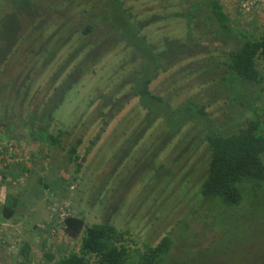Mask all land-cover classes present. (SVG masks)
Masks as SVG:
<instances>
[{"label":"rangeland","instance_id":"obj_1","mask_svg":"<svg viewBox=\"0 0 264 264\" xmlns=\"http://www.w3.org/2000/svg\"><path fill=\"white\" fill-rule=\"evenodd\" d=\"M223 1L234 19L232 36L210 20V0H0V150L2 159L6 150L11 154L7 165L0 163V205L7 193L22 196L16 218L0 219V264H46V253L56 262L78 251L81 236L43 230L57 201L89 226L129 230L131 247L155 246L170 235L167 264H264V187L235 205L204 197L210 150L203 123L173 129L158 113L145 123L147 112L132 94L133 74L146 61L129 42L135 34L134 43L146 38L156 52L173 54L150 86L173 110L207 104L227 134L249 123L253 113L228 105L223 87L229 81L221 87L220 79L237 44L233 35L264 29V0L249 11L241 7L246 0ZM87 25L93 30L85 34ZM97 42L84 60L76 53ZM175 42L190 56L177 54ZM57 46L64 47L52 61ZM70 75L75 82L69 84ZM62 86L66 95L51 128L55 135L65 132L62 146L36 142L15 121L36 105L44 109ZM232 95L238 96L235 88ZM257 104L264 115V100Z\"/></svg>","mask_w":264,"mask_h":264},{"label":"trees","instance_id":"obj_2","mask_svg":"<svg viewBox=\"0 0 264 264\" xmlns=\"http://www.w3.org/2000/svg\"><path fill=\"white\" fill-rule=\"evenodd\" d=\"M204 5L205 3L202 1L201 6ZM199 6L198 3L195 4L196 8ZM209 16L210 20L216 19L222 31L229 36H232V32H235L231 19L225 13L224 7L219 0H210ZM89 30H93L92 25H87L84 28V33L86 34ZM134 31L136 32V30ZM124 32L127 35L130 34L127 30H124L123 34ZM233 36L237 40V44L235 43V48L228 53V68L224 69L220 84L223 87L227 81H229L227 84L230 83V88L227 87V84L223 87L224 90H227L224 99L227 100L228 105H243L245 107L243 111L248 106V110L253 113L254 117L249 119L247 125H239L240 128L231 134L223 133L222 128L224 127L213 121L207 110L209 105L202 104L199 106L194 102H189L183 108L173 110L170 102L165 97L152 93L150 90L152 81L162 71L168 69L163 67L164 57L173 54L167 53L166 50L160 53L156 52V49L146 38H141V42L135 41L134 43L133 41L137 39L135 34L129 41L135 51H142L146 57L141 69L133 74L132 88L133 96L139 98L140 106L147 112L144 119L145 123L148 120L150 121V118L155 113L161 114L167 124L173 126V129H176L175 127L181 128L192 121L194 123H203L206 129L205 138L209 144L210 160L206 177L201 185L202 193L206 198L223 197L229 205L243 202L249 190H258L264 187V115L263 113L261 115L258 113L259 107L257 104L259 101L262 102L264 100V29L258 34L240 32L239 35L236 36L235 34ZM238 38L241 39L238 41ZM165 43L169 44V41L167 40ZM97 45L98 42L91 46L88 45L84 50L80 48L76 53L84 54L82 56V60H84L90 54L91 47L95 48ZM64 46H57L56 50L48 58L52 61L56 60ZM89 46L90 48H88ZM173 46L178 49L177 54H182L184 57L190 56L191 53L184 44L175 42ZM162 48L166 49V47ZM224 58L227 59V56ZM49 59L48 61H50ZM67 66L68 63L64 64L63 69ZM80 69L81 65L77 67L73 75L78 76ZM72 80L75 82L73 76L70 75L69 84ZM63 87L65 86L56 90L55 95L51 97L52 99L45 103L44 109L39 111L40 107L36 105V108L22 119L21 123L16 119L15 126L23 124L29 131L31 138L36 142L51 146H62L61 134L65 132H59L58 135H55L51 128L55 126L54 122H56L54 114L59 109L66 95V92L61 89ZM234 88L237 90L238 96L232 95ZM57 96L58 99H63L57 102ZM119 108L121 109L122 107ZM112 117L113 115H111ZM109 120H105V124H108ZM1 122L2 119L0 117ZM7 125L8 123L5 125L6 128ZM60 125L61 123L59 122ZM8 134L11 138L10 132ZM79 145H81L80 139L77 141L76 146L71 149L72 154H76V148ZM7 153L8 151L6 150L5 159H2L3 151L2 149L0 150V163L8 164ZM23 168L26 170V167ZM43 185L45 187L48 186V189L50 188L47 182H44ZM21 200V193L6 194L3 205H0L1 221H9L16 218ZM245 201H248L247 198ZM57 203L60 204L59 201ZM246 203L244 202L243 205ZM59 204L53 207L52 210L54 212L59 210L57 207H66L68 209L67 205ZM51 218L52 221L50 223L46 222V227H43V230L45 228V231L48 232L47 234L55 236L63 229L71 238L81 236V243L78 251L62 254L56 262L55 255L46 253V264H51L53 261L55 264H167V257L174 246L173 238L170 235H166L155 246L146 243L144 249H141L137 248L136 243H134L133 247H131L129 230L121 231L112 223L89 226L82 215L74 214H71L61 223L56 214L53 213ZM216 227H219V225ZM26 249L28 254L30 251L29 244L26 245ZM23 264H28V262L24 261Z\"/></svg>","mask_w":264,"mask_h":264},{"label":"built area","instance_id":"obj_3","mask_svg":"<svg viewBox=\"0 0 264 264\" xmlns=\"http://www.w3.org/2000/svg\"><path fill=\"white\" fill-rule=\"evenodd\" d=\"M256 2H257L256 0H246V1H243L241 3V7L245 8L247 11H249L250 8L256 4ZM11 151L12 150L10 149V152ZM8 156L11 157V154L9 153ZM9 161L10 160H8V162ZM57 208H59V210L57 212H55V214H56L57 218L59 219V222L60 223L62 221H64L66 218H68L71 215L70 212H69V210L66 207L65 208H63V207H57ZM32 264H38V263H35L34 262Z\"/></svg>","mask_w":264,"mask_h":264},{"label":"crops","instance_id":"obj_4","mask_svg":"<svg viewBox=\"0 0 264 264\" xmlns=\"http://www.w3.org/2000/svg\"><path fill=\"white\" fill-rule=\"evenodd\" d=\"M220 2H221V4L223 5V7H225L226 6V3L223 1V0H219ZM227 2H228V0H226ZM232 1V0H231ZM257 2H256V5L259 3V2H262L263 0H256ZM255 5V6H256ZM224 11H225V9H224ZM225 13L230 17V19H231V21L232 22H234V19L231 17L232 15L231 14H229V13H227L226 11H225ZM253 20V19H252ZM256 20L257 19H255L254 21L256 22ZM251 25H252V27H253V29L251 30V31H257V30H255V29H259L260 27H258V26H254L255 25V23L254 22H252L251 23Z\"/></svg>","mask_w":264,"mask_h":264},{"label":"clouds","instance_id":"obj_5","mask_svg":"<svg viewBox=\"0 0 264 264\" xmlns=\"http://www.w3.org/2000/svg\"><path fill=\"white\" fill-rule=\"evenodd\" d=\"M9 153H7V155H8ZM70 212V211H69ZM70 214H72L71 212H70Z\"/></svg>","mask_w":264,"mask_h":264}]
</instances>
